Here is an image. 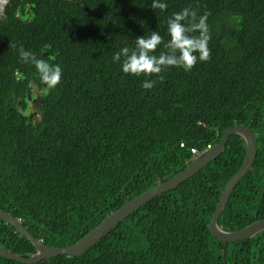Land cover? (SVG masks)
<instances>
[{"label": "trees", "instance_id": "16d2710c", "mask_svg": "<svg viewBox=\"0 0 264 264\" xmlns=\"http://www.w3.org/2000/svg\"><path fill=\"white\" fill-rule=\"evenodd\" d=\"M151 2L9 0L0 7V207L47 245L75 243L182 171L197 156L193 148L203 152L241 124L256 135L257 158L219 225L234 231L264 218V0H162L164 11ZM185 7L210 13V60L139 77L122 71L123 56L113 61L122 48L135 50L138 36L156 31L167 42L168 18ZM21 46L61 66L55 88L21 62ZM162 51L163 44L153 54ZM145 80L154 87L143 89ZM31 85L44 91L37 119L25 113ZM246 152L244 138L230 136L216 160L83 254L32 264H264V231L225 248L208 228ZM0 246L35 252L1 218ZM0 264L24 263L0 256Z\"/></svg>", "mask_w": 264, "mask_h": 264}, {"label": "water", "instance_id": "95a60500", "mask_svg": "<svg viewBox=\"0 0 264 264\" xmlns=\"http://www.w3.org/2000/svg\"><path fill=\"white\" fill-rule=\"evenodd\" d=\"M8 2L9 0H6V5ZM43 55L47 56L48 53L44 52ZM27 97L28 101L33 98L31 93L29 92ZM234 134H238L244 138L247 145V152L243 164L238 169V171L229 179L224 189L222 190L216 210L213 213L208 228L212 236L224 243L225 248L229 242L246 240L257 233L264 231V218L256 220L251 224L234 231L225 230L219 225V219L225 211L233 192L235 191L237 185L242 181V179L251 171L257 158L258 141L256 135L247 124H241L225 129L220 142L213 145L211 148L201 152V154L194 158L182 171L178 172L168 180L160 182L157 185L145 190L128 202L124 203L121 207L113 211L111 214L107 215L105 219H103L84 237L68 246L59 247L47 245L41 239L36 238L24 226L22 220L16 219L10 213L6 212L3 208L0 207V218L5 222L13 225L20 232V234L27 238L35 247L34 253L26 255L7 251L0 246V256L24 264H32L59 255L79 256L83 254L139 208H141L154 198L172 189H175L183 182L192 178L205 166L216 160L225 150L230 136Z\"/></svg>", "mask_w": 264, "mask_h": 264}, {"label": "clouds", "instance_id": "9594fccd", "mask_svg": "<svg viewBox=\"0 0 264 264\" xmlns=\"http://www.w3.org/2000/svg\"><path fill=\"white\" fill-rule=\"evenodd\" d=\"M168 5L162 0H152L153 10H166ZM209 12L198 15L197 11L185 7L181 11L173 13L167 20V32L169 40L164 42L163 37L156 31L150 36H138L135 41V50L129 52L127 47L113 55L114 62H120L125 74L134 76L159 75L165 69L176 67L184 71H191L198 61L206 62L211 59V49L208 42L211 39L207 18ZM163 44L166 51L158 56L154 55L158 46ZM15 47V45H11ZM21 62L34 65L42 83L49 89L55 88L62 77V68L59 64L49 63L38 58L33 52L27 51L21 46L18 49ZM163 80V76L159 77ZM155 81L145 80L142 88L149 90L154 87ZM32 86V85H31ZM28 95V94H27ZM205 151V150H204Z\"/></svg>", "mask_w": 264, "mask_h": 264}, {"label": "flooded vegetation", "instance_id": "af4514ba", "mask_svg": "<svg viewBox=\"0 0 264 264\" xmlns=\"http://www.w3.org/2000/svg\"><path fill=\"white\" fill-rule=\"evenodd\" d=\"M34 91H36L37 94H34ZM41 92V93H40ZM32 95V99L29 101V107L28 110L25 112L33 119H37L38 117V98L44 94V91L42 89H35L34 86H30V92Z\"/></svg>", "mask_w": 264, "mask_h": 264}, {"label": "rangeland", "instance_id": "374dc122", "mask_svg": "<svg viewBox=\"0 0 264 264\" xmlns=\"http://www.w3.org/2000/svg\"><path fill=\"white\" fill-rule=\"evenodd\" d=\"M5 3H6V0H0V7H1L2 5H4ZM4 17H5V9H3V11H1V9H0V20H2ZM32 86H34L35 89H39V88L36 87L35 85H32ZM40 93H41V92H40ZM34 94H37L36 91H34ZM27 99H28V97H27Z\"/></svg>", "mask_w": 264, "mask_h": 264}, {"label": "built area", "instance_id": "2783aa9c", "mask_svg": "<svg viewBox=\"0 0 264 264\" xmlns=\"http://www.w3.org/2000/svg\"><path fill=\"white\" fill-rule=\"evenodd\" d=\"M212 146L210 145V144H208L207 145V148L205 149V150H207V149H209V148H211ZM198 152V149H196V148H193L192 149V153H194V154H196ZM21 220V219H20Z\"/></svg>", "mask_w": 264, "mask_h": 264}, {"label": "bare ground", "instance_id": "6f19581e", "mask_svg": "<svg viewBox=\"0 0 264 264\" xmlns=\"http://www.w3.org/2000/svg\"><path fill=\"white\" fill-rule=\"evenodd\" d=\"M200 154H201V152L198 150V152L196 153V155L198 156V155H200ZM197 156H196V157H197ZM196 157H195V158H196Z\"/></svg>", "mask_w": 264, "mask_h": 264}]
</instances>
